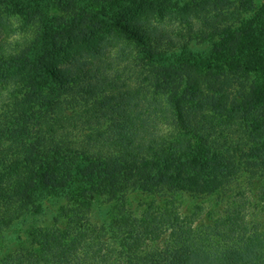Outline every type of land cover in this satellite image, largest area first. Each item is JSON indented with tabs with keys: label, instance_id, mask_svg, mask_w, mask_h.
<instances>
[{
	"label": "trees",
	"instance_id": "16d2710c",
	"mask_svg": "<svg viewBox=\"0 0 264 264\" xmlns=\"http://www.w3.org/2000/svg\"><path fill=\"white\" fill-rule=\"evenodd\" d=\"M3 8L36 34L0 60V264H264V0Z\"/></svg>",
	"mask_w": 264,
	"mask_h": 264
},
{
	"label": "rangeland",
	"instance_id": "374dc122",
	"mask_svg": "<svg viewBox=\"0 0 264 264\" xmlns=\"http://www.w3.org/2000/svg\"><path fill=\"white\" fill-rule=\"evenodd\" d=\"M0 23L3 24V27L0 28V60L7 59L11 55L15 54L16 51L21 48L23 45L28 44L35 36L36 29L27 23L25 17L21 14H16L15 12L8 10L6 11L4 8L0 9ZM197 51H206L208 45L207 44H198L192 46ZM116 52H111V59H116ZM109 59V58H108ZM7 91H4V98L0 105H6L13 98L17 97L20 93V89L14 88L12 85L6 88ZM135 202L137 203H146L148 202V197H135ZM51 211L46 215L41 213L29 214L24 216L20 224L23 227V232L28 235V232L33 229L37 224L40 226H49L51 224H55L58 227H63L64 219H60V221H54L55 215L60 212L63 207L62 201H52L50 204ZM191 207L190 203L182 202L180 205V209L182 213H186L189 211ZM206 207V205H205ZM56 220V219H55ZM20 243L19 246H23L28 249L27 244Z\"/></svg>",
	"mask_w": 264,
	"mask_h": 264
}]
</instances>
